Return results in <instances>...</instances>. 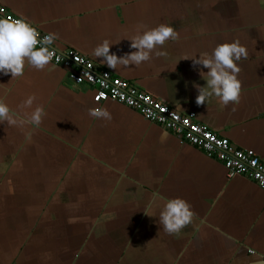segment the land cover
I'll list each match as a JSON object with an SVG mask.
<instances>
[{"label":"crops","instance_id":"crops-1","mask_svg":"<svg viewBox=\"0 0 264 264\" xmlns=\"http://www.w3.org/2000/svg\"><path fill=\"white\" fill-rule=\"evenodd\" d=\"M72 48L264 163V0H0ZM171 24L176 40L135 67L111 69L93 49L132 36L139 25ZM248 51L239 63V102L197 105L206 81L192 58L225 41ZM122 38L110 47L135 51ZM52 62L23 75L0 73V100L18 118L37 107L38 127L0 123V264H264V188L123 104L108 100L111 120L94 119V90L75 85ZM207 71V69H203ZM34 97L31 107L24 101ZM235 107V110H233ZM30 133V138H26ZM159 197L154 200L153 194ZM191 206L178 234L159 225L170 198ZM149 214H146V212Z\"/></svg>","mask_w":264,"mask_h":264},{"label":"clouds","instance_id":"clouds-1","mask_svg":"<svg viewBox=\"0 0 264 264\" xmlns=\"http://www.w3.org/2000/svg\"><path fill=\"white\" fill-rule=\"evenodd\" d=\"M177 37V31L168 23H160L151 28L139 25L134 35L122 37L130 40L129 47L135 51L123 55L111 52L110 47L121 38L116 42L102 41L93 49L92 55L100 58L111 69L118 66L128 68L130 65L138 67L153 56H165L167 53L162 46L166 41H174ZM55 39V34L41 37L36 27L24 18H0V73H10L11 79L20 77L26 63L37 70L44 69L53 57L49 46ZM188 58H192L194 67H200V76L206 81L203 86L196 85L198 94L195 102L198 106L207 103L211 98H215L221 106L230 103L235 106L239 102L241 92V81L238 79L239 63L248 58L245 45L239 40L225 41L216 45L211 54L202 52L194 56H184L182 59ZM34 99L32 96L28 97L24 101V106L31 107ZM43 114V108L37 106L30 115L18 118L8 104L0 100V123L6 121L10 126L23 127L30 124L38 127ZM88 114L94 119L111 120V114L107 109H89ZM30 135L26 133V138H30ZM158 197V193L153 194L154 200ZM192 217L193 211L185 199L170 198L159 211V225L168 234H178L183 227L191 223Z\"/></svg>","mask_w":264,"mask_h":264},{"label":"built area","instance_id":"built-area-1","mask_svg":"<svg viewBox=\"0 0 264 264\" xmlns=\"http://www.w3.org/2000/svg\"><path fill=\"white\" fill-rule=\"evenodd\" d=\"M0 18L19 17L0 5ZM36 29L41 37L47 35ZM49 48L53 52L50 62L67 68L68 76L75 85H88L94 90L96 108H100L102 102L112 100L136 110L146 120L163 126L207 156L221 161L229 176H246L264 188V163L253 150L235 147L227 137L197 121L194 113H181L129 81L97 69L90 58L77 50L70 48L61 52L53 44Z\"/></svg>","mask_w":264,"mask_h":264}]
</instances>
